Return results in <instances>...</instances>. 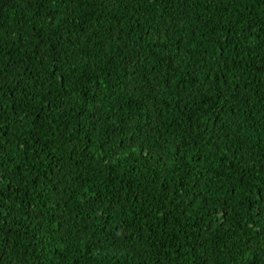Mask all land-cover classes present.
I'll return each mask as SVG.
<instances>
[{"label": "trees", "instance_id": "obj_1", "mask_svg": "<svg viewBox=\"0 0 264 264\" xmlns=\"http://www.w3.org/2000/svg\"><path fill=\"white\" fill-rule=\"evenodd\" d=\"M0 264H264V0H0Z\"/></svg>", "mask_w": 264, "mask_h": 264}]
</instances>
